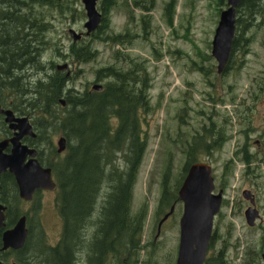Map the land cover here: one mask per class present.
Here are the masks:
<instances>
[{
	"label": "trees",
	"instance_id": "trees-1",
	"mask_svg": "<svg viewBox=\"0 0 264 264\" xmlns=\"http://www.w3.org/2000/svg\"><path fill=\"white\" fill-rule=\"evenodd\" d=\"M154 1L99 0L100 25L90 35H85L89 38L88 42L84 38L75 42L71 39L69 54L78 62H87L96 57L98 51L94 44L98 42L105 41L114 46L120 44L122 47L134 45L142 31L146 37V26L150 29ZM72 3L73 0H0V23H17L19 17L15 14L22 10L30 12L29 21L36 27L37 53L32 64L38 75L33 89L36 90V107L42 119L36 138L43 146L39 160L52 168L57 183L54 202L62 221L60 237L55 244L46 242L41 229L33 234L30 224L39 211L37 198L40 193L38 190L35 192L32 207L22 213L20 204L23 200L18 196L14 178L4 173L1 175L0 201L6 205L5 228L11 227L19 216H26L27 241L23 249L16 253L17 262L21 264H137V256L145 247L141 237L147 207L143 203L133 211L131 195L147 147V137L142 131L149 124L146 116L159 104L152 105L148 96L152 85L149 84L146 59L138 55L139 59L131 57L118 48L112 52V63L99 67L94 73L96 79L93 82H99L103 87L100 91L90 89L74 93L69 84L70 76L63 75L59 70L46 71L44 54L51 48L60 53L62 46L60 36H57L60 30L54 25L69 18H85L82 6L77 7ZM176 5L177 0H167L163 6L164 22L168 27L173 24ZM217 5L223 4L219 2ZM136 9L140 10V16L130 25ZM121 12L127 16L126 28L115 31L112 18ZM263 14L264 0H242L237 5L227 64L233 52L235 55L240 39L250 41L243 31L250 29L256 17ZM69 24H65V35L71 28ZM136 27L140 29L137 34ZM0 37L4 40L11 35L7 29L0 27ZM152 48L156 58V49ZM120 58H124L127 69L120 67ZM193 63L196 68V63ZM50 65L53 67V62ZM196 70L203 71L201 67ZM6 77L13 79L12 76ZM258 85L264 86V69ZM7 90L13 92L12 89ZM22 92L25 93V89ZM62 94L67 106L59 109L56 99ZM47 126L52 127L54 133L62 131L67 137L64 154H57L50 140L42 143L45 136L54 134L51 129H46ZM197 145L198 141L194 147ZM185 156L184 170L197 160L190 153ZM168 179L165 175L161 181L156 220L169 211L171 202L176 198L175 194H171ZM166 208L168 210L165 212ZM91 220L92 226L88 230H93V233L87 239L84 234ZM3 230L0 229V237ZM36 237L39 244L34 246L32 240ZM11 252H1V262H6Z\"/></svg>",
	"mask_w": 264,
	"mask_h": 264
},
{
	"label": "rangeland",
	"instance_id": "rangeland-1",
	"mask_svg": "<svg viewBox=\"0 0 264 264\" xmlns=\"http://www.w3.org/2000/svg\"><path fill=\"white\" fill-rule=\"evenodd\" d=\"M166 1H154L150 29L146 26V37L142 35V31L134 45L124 47L120 44L110 45L105 41L98 42L94 44L98 51L96 57L87 62H78L71 57L69 54L71 38L68 32L67 35L63 33L67 22L71 23L69 27L75 31L84 32L82 24L86 16L84 15L83 20L75 17L56 23L54 26L60 30L57 36H60L62 46L60 53L53 51L52 48L46 51L44 68L51 73L54 70L58 71L56 64L67 63V71H61L62 74H67L69 70V84L72 85L70 86L72 91L83 93L89 91L92 82L95 81L96 69L112 63L114 49H121L134 58L139 59L138 55L146 59L149 84L152 85L148 96L151 97V104H159V107L154 108L153 112L146 116L149 124L144 126L142 131L147 137V147L131 195L133 211L143 203L147 207L141 237L145 247L137 256V264H175L179 241V218L183 209L182 201L177 200L176 193L187 174V170L183 169L186 152L177 149L179 141L176 140L182 133L189 134L200 130L202 124H209L210 121L205 118L209 112L218 125L224 124L223 121L227 118L228 122L217 129L221 137L212 145V151L198 150L196 156L198 161L203 160L210 164L214 190L217 192L222 189V197H224L220 215L215 214L217 216L214 225L218 236L215 237L211 247L208 246L210 260H213L214 264H239L237 257L240 256L241 248L233 245L239 234L233 231L229 235L225 228L230 224L231 219L235 220L232 224L241 225L244 222L234 218L241 216L243 210L250 204L248 199H244L242 188L251 187L255 191L260 215H264V86L258 85L264 69V14L256 17L255 24L250 29L243 31L245 38H249L250 41L240 39L235 55L233 52L229 64H226L228 67L225 65V69H228L218 73L215 69L217 62L211 54V40L226 0L222 2L177 0L171 27L164 22L163 6ZM219 2L223 5L218 6ZM74 3L77 7L83 8L81 0H73L72 5ZM134 13L130 25L136 18L138 19L140 10L136 9ZM126 22L127 16L121 12L113 15L111 24L117 31L126 28ZM136 28L137 34L140 29ZM83 37L85 42L89 41V38ZM152 47L156 49V58ZM119 60L120 67L127 69L128 65L124 63V58ZM51 62L54 64L53 67L50 65ZM193 62L196 63V68ZM198 67L204 72L196 70ZM210 82L214 86H210ZM259 88L261 89L258 90ZM7 89L8 87L5 90ZM205 92H211L212 97L223 99L224 102L221 104L208 102L206 99L208 95ZM58 98L65 99L63 94ZM241 105L249 106V109H241ZM182 113L187 114L181 118L183 123L177 117V114ZM53 137L55 143L58 137ZM205 138L206 134L197 140L204 141ZM257 139L261 141L260 148L255 141ZM245 149L250 150V154L255 156L245 154ZM165 175L169 178L167 182L171 194H175L176 198L171 202L174 206L173 213L162 222L157 233L159 218L156 220L155 212L159 206L161 181ZM167 196L170 198L169 194ZM54 198V192L40 193L37 198L40 203L39 211L30 224L33 226V234L38 229L43 230L45 240L49 244L58 241L62 225ZM32 204V201H23L20 204L21 212L29 211ZM167 210L168 208L164 211ZM254 235L248 233L249 237H255ZM38 244L36 237L32 240V245ZM9 256L15 257L16 253L12 251Z\"/></svg>",
	"mask_w": 264,
	"mask_h": 264
},
{
	"label": "water",
	"instance_id": "water-1",
	"mask_svg": "<svg viewBox=\"0 0 264 264\" xmlns=\"http://www.w3.org/2000/svg\"><path fill=\"white\" fill-rule=\"evenodd\" d=\"M99 0H82L85 13L83 27L84 34L90 35L94 32L101 21V13L98 9ZM242 0H226L224 9L219 14V20L213 31L211 40V54L217 62V72L224 70L227 64L232 40L235 30V8ZM72 41H78L82 36L73 28L68 29ZM57 69L68 68L67 63L56 64ZM90 89L94 91L102 90L101 83L95 82ZM64 105L66 100L59 99ZM0 113L5 115L4 121L8 123L13 136L0 139V175L8 172L14 177L18 196L23 201H30L37 190H55V182L52 178L51 168L43 166L37 160V150L21 142V137L29 135L36 136L28 117L14 118L10 110L0 108ZM9 147L8 151L5 149ZM66 148V138L59 136L56 140V152L62 153ZM28 157V158H27ZM210 166L207 163H191L187 169V174L178 188L177 200L182 201L183 209L179 218V241L175 264H204L206 252L211 240L213 228V216L218 212L221 203V192L213 195L214 184L211 176ZM1 177V176H0ZM1 200V199H0ZM253 202V200H252ZM251 202V203H252ZM6 205L0 201V229L1 233L0 253L6 250L18 253L23 249L28 236L26 216H19L15 223L9 228H5ZM174 211L171 205L169 211L157 223V233L160 226ZM247 216L255 215L252 210L246 211ZM17 255V254H16ZM17 259V256H15ZM0 264H5L1 262ZM14 260L9 264H21Z\"/></svg>",
	"mask_w": 264,
	"mask_h": 264
},
{
	"label": "flooded vegetation",
	"instance_id": "flooded-vegetation-1",
	"mask_svg": "<svg viewBox=\"0 0 264 264\" xmlns=\"http://www.w3.org/2000/svg\"><path fill=\"white\" fill-rule=\"evenodd\" d=\"M29 14L30 12H23L22 10H20L17 12V14H15L17 15V17H19L18 18L19 21L17 23H5V22L0 23V27L7 29L8 33L11 35V37L4 39V40L0 37V108L3 110H10L14 118L28 117V121L32 126L33 132L36 133V136L32 138L29 135H24L20 139L23 144L25 143L29 147L35 148V150H37V160H39V156L41 155L43 151L42 150L43 146L41 145V142L37 141L36 137L38 134L37 132L39 130V126L37 125L41 124L42 119L39 117L38 109L36 107V103L38 100L36 98V90L33 89V87L36 86L35 81H36L38 74L34 71V65L32 64L33 61L35 60V56L37 53L35 52L37 50L36 48L37 31H36V27H34L35 24L29 21L30 20ZM78 33L82 34L79 40L84 38L83 37L85 36L84 32L79 30ZM62 63H65V62H62ZM56 69H57V66H56ZM65 70L67 71V68L61 69L59 71H65ZM68 74H70L69 70H68V73L65 75L68 76ZM6 76H12L13 79L10 80V77H6ZM209 84L214 86L212 82H210ZM7 87L9 89H12L13 92L12 93L7 92V90H5ZM22 89L23 91L25 89L26 92L21 93ZM260 89L261 88H259L258 90ZM102 90H103V87H102ZM208 93L210 92L206 93L208 95V98H206L208 102L211 103L212 101L214 103L216 102V104H219V103L221 104L222 102H224L223 99H216L212 97V94H208ZM56 100L60 108L66 107L65 106L66 103L62 105L59 98H57ZM240 108L249 109V106L241 105ZM186 115H187L186 113L177 114L178 120L182 122L181 118ZM201 115L202 114H200V116ZM205 118L208 121H210L209 124H205V125L202 124L200 130H195V132L192 131L189 134L182 133L178 136L176 141H179V146L177 147V149L183 152H186V155L190 153L192 156H196L198 154L197 152L198 150H203L204 152L212 151L213 149L212 145L214 144V142H218L219 138L221 137L220 134L217 133L219 131L217 129L221 128L224 124H226L228 120L227 118H225V120L223 121L224 124L218 125V123L212 119V113L210 112L207 114ZM4 119H5V115H3V113H0V139L2 138L8 139L13 136V130L7 127L9 124L6 123ZM48 128L51 129L54 133V129L52 127L47 126L46 129ZM45 132H47V130H45ZM205 134H206V138L204 141L197 140L199 137H203V135ZM53 136H56L58 138L59 136L65 137L62 131H57L48 137L45 136V139L42 140V143L45 144L46 141L50 140L51 144L56 149V141L54 143ZM65 138H66V146H67V137ZM197 141L199 142V146L197 145V147H194ZM255 141H257L258 143L257 146H259L260 148V145H261L260 139H257ZM9 147L10 146H8L5 149V151H8ZM64 152H66V149L62 152V154ZM245 154L249 156H255L253 154H250V150L247 151V149H245ZM38 162H40V160ZM195 162L206 163L203 160L198 161V158L196 161L191 162V163H195ZM40 164H42L43 166H47L44 162L42 163L40 162ZM208 165L210 166V164ZM51 171H52V168H51ZM5 173H8V172H5ZM3 174L4 173H2V175ZM245 174H247V170H245ZM211 176H212V173H211ZM52 178L56 184L55 187H57L54 174H52ZM0 188H1V177H0ZM244 189H247V190H244ZM55 190L42 189L38 191L39 193H44V192H54L55 193L56 192ZM242 190L243 191L241 192H242L244 199L245 198L248 199L249 200L248 203L250 204L245 210H243L241 216H235L234 218L240 219L242 221L244 220V222L241 225L232 224L235 222V220L231 219V221L229 222L230 224L225 229H227L229 235H230V232H233V231H237L239 234V238L233 242L234 243L233 245L241 248L240 249L241 251L239 252L240 256L237 257L239 264H264V215H260L261 213L257 206V196H256L255 191H253L251 187H244L242 188ZM221 191L222 189L216 192L213 187L212 191L210 192L213 195H217ZM32 199L30 201H32ZM223 199L224 197H222V192H221V203ZM221 203H220V207H221ZM248 210H252L253 212H255V215H253L252 217L247 216L246 211ZM219 211H220V208L217 212L218 215H220ZM216 216L217 215L213 216L214 217L213 218V228H211L213 230V233H212L213 235L211 237V240L209 241L210 242L209 248L213 244L215 237L218 236L217 234L218 231L217 229H215L216 226L214 225ZM90 222L91 223L87 225L86 232L84 234L87 239L92 235L91 233H93V230L92 231L88 230V228L92 226V220ZM248 233H254L255 237H249ZM210 259L211 258L209 256V249H208L206 253V257H205V263L214 264L213 260H210ZM14 260H17V259L14 256H9L6 262L4 263L9 264L13 262Z\"/></svg>",
	"mask_w": 264,
	"mask_h": 264
},
{
	"label": "bare ground",
	"instance_id": "bare-ground-1",
	"mask_svg": "<svg viewBox=\"0 0 264 264\" xmlns=\"http://www.w3.org/2000/svg\"><path fill=\"white\" fill-rule=\"evenodd\" d=\"M98 83H99V82H98ZM212 233H213V230H212V232H211V235H213Z\"/></svg>",
	"mask_w": 264,
	"mask_h": 264
}]
</instances>
